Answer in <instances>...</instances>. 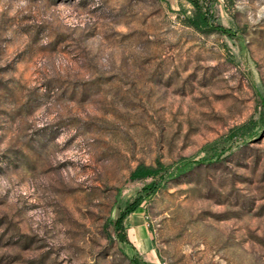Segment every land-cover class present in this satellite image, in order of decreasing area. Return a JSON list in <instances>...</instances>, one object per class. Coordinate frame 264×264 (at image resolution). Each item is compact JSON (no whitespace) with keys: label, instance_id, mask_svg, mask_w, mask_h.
<instances>
[{"label":"rangeland","instance_id":"374dc122","mask_svg":"<svg viewBox=\"0 0 264 264\" xmlns=\"http://www.w3.org/2000/svg\"><path fill=\"white\" fill-rule=\"evenodd\" d=\"M195 11L206 27L187 24ZM249 119L251 136L173 175L115 233L137 165L199 160ZM136 255L264 264V0H0V264Z\"/></svg>","mask_w":264,"mask_h":264},{"label":"trees","instance_id":"16d2710c","mask_svg":"<svg viewBox=\"0 0 264 264\" xmlns=\"http://www.w3.org/2000/svg\"><path fill=\"white\" fill-rule=\"evenodd\" d=\"M186 21L187 24L196 28L207 26L204 14L196 11L192 16L187 17ZM256 125V121L249 119L242 124L230 128L226 133L213 140L204 143L200 148L203 155L199 160L195 161L193 158H181L173 167L165 166L159 161L156 165H137L130 173V180L142 182L141 193L132 202L127 201L125 207L116 219L109 218L108 221L112 223L115 233L117 234L119 230L123 231V219L140 205V201L145 195L157 190L166 180L175 174L185 173L199 163H211L220 160L234 146L242 142L245 137L251 136ZM122 233L125 234L124 231ZM115 240L121 243L123 240H127V237L126 235L120 236L118 234ZM130 262L131 264H153L139 258L137 255L131 257Z\"/></svg>","mask_w":264,"mask_h":264},{"label":"crops","instance_id":"0c3cea01","mask_svg":"<svg viewBox=\"0 0 264 264\" xmlns=\"http://www.w3.org/2000/svg\"><path fill=\"white\" fill-rule=\"evenodd\" d=\"M132 226L135 227L133 238L136 241L137 250L144 251L150 246V236L147 230L144 229L140 220L137 218L132 221Z\"/></svg>","mask_w":264,"mask_h":264}]
</instances>
